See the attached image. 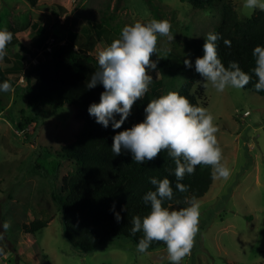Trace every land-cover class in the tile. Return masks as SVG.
I'll return each instance as SVG.
<instances>
[{
    "label": "rangeland",
    "instance_id": "1",
    "mask_svg": "<svg viewBox=\"0 0 264 264\" xmlns=\"http://www.w3.org/2000/svg\"><path fill=\"white\" fill-rule=\"evenodd\" d=\"M232 1L240 17L255 14L243 9V0ZM222 6L218 2L200 8L189 0H41L34 8L27 0H0V30L19 29L7 48L11 58L21 45L39 58L45 47L57 40L63 43L68 29L94 32L97 44L92 53L98 57L124 26L168 20L173 39L159 37L153 56L169 58L175 68L148 72L169 92L166 88L178 90L192 78L202 81L195 62L187 68L184 60L202 57V52H194L203 51L199 44L204 45L207 34L220 24ZM32 23L46 29L41 46L34 43L41 39ZM26 85V77L25 82L19 79L0 106V264H169L166 246L139 253L131 238L109 237L95 251L83 252L68 240L58 200L64 176L77 166L58 152L80 128L76 107L31 108ZM206 96L208 105L203 107L215 117L223 163L232 176L227 182L214 181L198 200L199 233L182 264H264V96L247 88L217 93L211 86ZM42 218L51 219L42 231L32 234L24 229ZM5 221L11 225L7 231L2 228Z\"/></svg>",
    "mask_w": 264,
    "mask_h": 264
},
{
    "label": "trees",
    "instance_id": "2",
    "mask_svg": "<svg viewBox=\"0 0 264 264\" xmlns=\"http://www.w3.org/2000/svg\"><path fill=\"white\" fill-rule=\"evenodd\" d=\"M27 1L34 8L39 5V0ZM189 1L200 8H205L207 4L223 3L221 22L213 31L223 37L217 41L219 58L226 67L230 62L238 63L241 70L252 75L251 82L245 88L264 96V91L255 90L254 85L258 78L251 71L255 67L253 57L255 47H264V12L256 10L252 17L242 18L232 0ZM32 24L41 39L34 43L41 46L45 41L41 37L46 33V29L37 23ZM12 30V33L19 32L18 28ZM86 31L89 32V29ZM93 33H79L68 29L65 42L57 40L51 51L45 47L39 58L27 46L21 45V51H18L14 58L6 55L4 60L0 61V84L8 81L15 89L29 57L38 59L25 75L29 107L34 109L64 105L76 107V119L80 122V128L72 141L58 152V156L74 162L77 169L64 176L62 197L58 204L68 240L83 252L95 251L109 237H128L138 245L143 233L131 234V220L137 215L143 218L150 211V206L143 202V196L149 190H155L150 178L171 180L174 197L164 205L170 210L189 206L185 203L186 198L196 197L197 201L202 199L214 182L210 167H197L194 175H186L184 180L180 181L189 188L187 192L181 193L176 188L175 162L166 151L154 161L145 162L143 165L133 162L130 152L123 151L119 156L113 154L111 150L113 137L118 132L143 122L145 108L150 100L168 92L162 90L164 87L162 80H154L144 99L135 103L130 118L120 129L114 131L111 123L108 128L98 124L95 117L89 114V107L100 102L104 88L102 85H97L93 89L86 87L91 76L99 70L98 57L92 53L97 44ZM224 39L231 41L230 48L224 45ZM199 45L203 48L202 43ZM201 52L203 56V51L195 50L194 53ZM196 56L192 58L193 63ZM151 59L157 62V67L162 68V71H166L168 66L175 68L169 58L160 59L152 56ZM166 90L172 91L168 88ZM174 91L187 97L194 106L208 105L206 90L201 83H197V78L188 80L182 88ZM4 94L6 93L0 91V106L3 104ZM119 119L117 116L116 120ZM20 126L23 127V123H20ZM117 213L122 217L120 222L116 220ZM50 222L51 219H36L24 225V229L36 234L45 229ZM165 246L162 242H153L148 250Z\"/></svg>",
    "mask_w": 264,
    "mask_h": 264
},
{
    "label": "clouds",
    "instance_id": "3",
    "mask_svg": "<svg viewBox=\"0 0 264 264\" xmlns=\"http://www.w3.org/2000/svg\"><path fill=\"white\" fill-rule=\"evenodd\" d=\"M242 7L248 12H264V0H243ZM171 28L168 20L153 19L147 24L137 21L124 26L120 36L98 52L99 70L86 84L88 89L97 85L104 88L100 102L89 107V114L95 117L98 124L108 128L111 123L114 131L120 129L135 103L144 99L153 82L148 70L157 69V62L151 57L157 54L158 38L172 40ZM12 39L11 31L0 30V61L7 55V46ZM221 39L220 34H207L204 55L195 60V71L202 77L198 83L205 90L211 86L217 93H224L230 88L244 89L251 82L252 75L241 70L236 62H230L227 67L222 63L217 51V41ZM223 42L226 47H231L230 40L224 39ZM253 57L255 67L251 71L258 78L254 88L261 92L264 91V47H255ZM184 65L187 68L193 66L190 59H185ZM156 75L159 79L161 73ZM0 91L8 93L15 89L5 81L0 84ZM145 114L143 122L113 137L111 150L115 156L127 151L131 153L133 162L143 165L166 151L175 162L176 188L181 193L189 188L180 181L186 175H194L197 167H210L213 181L230 180L232 170L223 163V150L216 135L219 129L214 115L207 108L194 106L187 97L169 91L150 100ZM117 116L119 120H116ZM150 183L155 190H149L143 196L144 204L150 206L149 213L143 218L134 216L131 220V234L143 233L137 251L147 253L153 242H162L166 245L169 264H182L191 255L199 233L200 204L196 197L186 198L185 203L189 206L170 210L164 205L174 197L171 180L152 177ZM121 219L117 213V222ZM10 226L7 221L2 224L4 231ZM0 239H3L2 233Z\"/></svg>",
    "mask_w": 264,
    "mask_h": 264
},
{
    "label": "built area",
    "instance_id": "4",
    "mask_svg": "<svg viewBox=\"0 0 264 264\" xmlns=\"http://www.w3.org/2000/svg\"><path fill=\"white\" fill-rule=\"evenodd\" d=\"M51 48H52V46H47V50L48 51H51ZM30 62V63H29ZM38 62V60H37V58H29L28 59V61H27V64L29 63V65H27L28 66V68L32 65V64H35V63H37ZM20 80L22 81V82H25V76L24 75H22V77L20 78ZM249 112H247L246 114H248Z\"/></svg>",
    "mask_w": 264,
    "mask_h": 264
},
{
    "label": "crops",
    "instance_id": "5",
    "mask_svg": "<svg viewBox=\"0 0 264 264\" xmlns=\"http://www.w3.org/2000/svg\"><path fill=\"white\" fill-rule=\"evenodd\" d=\"M41 1V0H40ZM40 1H39V4H40ZM40 32V31H39ZM37 35L40 37V35L38 34V32H37ZM65 41H63V43H64ZM247 113V112H246Z\"/></svg>",
    "mask_w": 264,
    "mask_h": 264
}]
</instances>
